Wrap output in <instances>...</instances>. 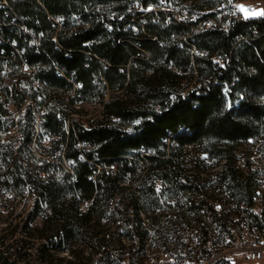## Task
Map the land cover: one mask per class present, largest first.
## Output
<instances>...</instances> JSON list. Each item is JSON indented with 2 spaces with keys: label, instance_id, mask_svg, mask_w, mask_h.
<instances>
[{
  "label": "trees",
  "instance_id": "16d2710c",
  "mask_svg": "<svg viewBox=\"0 0 264 264\" xmlns=\"http://www.w3.org/2000/svg\"><path fill=\"white\" fill-rule=\"evenodd\" d=\"M0 3V183L18 189L0 208V247L16 258L0 264H147L155 226L198 223L204 206L228 228L232 214L192 196L207 194L203 175L219 165L214 187L264 233V212L250 210V151L264 148V15L222 20L227 0ZM156 180L176 201L163 221ZM187 202L194 218L176 211Z\"/></svg>",
  "mask_w": 264,
  "mask_h": 264
},
{
  "label": "rangeland",
  "instance_id": "374dc122",
  "mask_svg": "<svg viewBox=\"0 0 264 264\" xmlns=\"http://www.w3.org/2000/svg\"><path fill=\"white\" fill-rule=\"evenodd\" d=\"M239 6H243L245 9L249 10L247 15L244 11H241ZM171 8L176 9V6L172 5ZM148 9H152V8L148 7ZM261 11H264V0H227V3L225 4L223 10L221 11V13H219V18L222 20H228V18L231 16H240L243 18H249L255 15H258V14H253L254 12L259 13ZM22 72H24L25 74H30V71L28 70V68H26V66H22ZM87 108L88 110H92L93 107L88 106ZM260 147L261 146L259 144H254L252 146L251 151H250V154H251L250 161H251V171L255 172L256 174L255 184L257 188L259 189V194L261 196H264V187H262L264 186V148H260ZM188 151L191 155L195 154L196 152L195 146H190ZM201 157L207 158V155L201 154ZM239 161H242V159H240ZM185 162H186L185 164L186 167H188L189 163L187 161ZM220 170H221V165L210 169L209 172L211 173L203 175V178L210 180L208 185H206L207 194L203 195V194L197 193V195H192V196H195L194 197L196 201L195 204L199 205L200 203L197 201H200L201 198H205V196H207L208 201H209L208 204H213V205L220 204V207H221L220 210H221L223 209L222 207L223 204H221L218 199L223 198V199L228 200L227 202H231L233 204V209H234L233 218L235 215L244 217L245 215H247L245 211V208L247 207L246 204L243 202L239 205L236 204L235 202L236 200L234 199V197L229 196L230 194L227 195L228 191H223V193H220L218 188L214 187L213 183L217 179V175H218L217 172H220ZM155 188H156L157 196L159 197L158 202L160 204V207L156 208L155 214H158V215L160 213L163 214L162 217H159L160 221L166 220V218L169 219L170 216H172V212L174 210H171L167 208L166 206L167 204L170 203V205L174 207L176 205V201L174 198L169 199V200L167 198L165 199L164 196H166V194L162 192L164 185L161 180L155 181ZM185 199H186L185 197H182V201H185ZM188 204L189 203L187 202L183 207H181V209H179L180 208L179 207L178 209H176V211L179 210L180 212H183L186 217L194 218L197 215V210L196 211L188 210L187 208H189L190 206ZM199 211H200V208H199ZM143 216H147V215L144 214ZM38 221L39 219H37L36 222ZM116 221L117 220H115V222ZM179 221L181 222H178L176 225L172 227L155 226V228L163 229V233L157 232V231L154 233L152 232L151 233L152 240H147L146 247L147 249H149L147 253V257H148L147 259L149 262L147 264H155V263L156 264H178L180 253L181 251H183V248L185 246L184 241L189 236V232L191 231L193 233L194 232L193 228L199 227V224L197 222L193 223V221H191V224H189V222L187 221L185 222H182V220H179ZM229 228L230 230L231 228H233L234 230H237V226L235 224H230L228 228H225V229L220 228V229L227 232L229 231ZM233 239H234L233 234L232 236L230 235L226 236L225 245L219 246L217 250L221 252H226L227 254L236 253L235 258L237 259L239 264H247V263L250 264L249 261L245 263V260H243V257L239 255V252L233 251V248L235 247V246H231L232 242L234 241ZM121 240L125 244V246H129V244L132 242L131 240H128L126 237L122 238ZM112 246L114 247L115 244H112ZM78 247L79 248L82 247L83 249H85L84 255H86L87 252L90 251V248H84V246L80 243L77 245V248ZM113 252L116 254V256L114 257L115 258L114 260L117 261V259H119L120 251L117 249L115 250L113 249ZM216 254H219V252ZM216 254L214 255V257L216 256ZM58 255L64 256L66 258L70 257V255L67 254L66 251H61L58 253ZM96 258L97 257L95 256L91 257L89 259L91 261L89 262L91 264H99ZM124 261L125 260H122L121 263H119L118 261V264H124ZM143 264H146V261H144Z\"/></svg>",
  "mask_w": 264,
  "mask_h": 264
},
{
  "label": "built area",
  "instance_id": "2783aa9c",
  "mask_svg": "<svg viewBox=\"0 0 264 264\" xmlns=\"http://www.w3.org/2000/svg\"><path fill=\"white\" fill-rule=\"evenodd\" d=\"M21 66H26L27 68L26 62L23 61ZM33 113L37 121H39L40 114L37 111H34ZM17 115L18 114L16 113V116ZM37 130L43 132V128L38 125ZM44 138L47 137L44 135L42 139L45 140ZM3 139L4 137L0 136V142H2ZM67 165H70L71 167L72 163L67 160ZM22 188H27V194H29L28 186ZM17 190L18 189L12 185L0 183V208H4V213L7 212L9 205L16 200ZM220 208V204L214 205L217 215H219L222 210L232 215L234 214L233 204L231 202H226L223 205V209L220 210ZM29 209L30 208H28V210ZM250 210H252L253 215L259 216L264 212V201H262V196L259 194V190L253 197V205ZM233 221L237 226V230H234L233 228H231V230L229 228V231L227 232L221 230L215 221V218L212 217L210 209L205 206V217L199 219V227L193 228V233L191 231L189 232V236L184 241L185 246L180 253L178 264H239L235 258L236 253L227 254L226 252L217 250L219 246L225 245L226 236H232V234L234 241L232 242V245H230L235 246L233 251L239 252V255L245 260V263L248 261L250 264L264 263V233L257 229L255 218L250 215H245L244 217L235 215ZM189 224H191V222ZM34 251L35 250L33 249H28L29 253H34ZM218 252L219 254H216ZM215 254L216 256L214 257ZM15 258L16 253L14 250H6L3 249V247H0V260H2V263H5V261H14ZM27 264L40 263L35 260H29L28 256Z\"/></svg>",
  "mask_w": 264,
  "mask_h": 264
},
{
  "label": "snow or ice",
  "instance_id": "6c2138e0",
  "mask_svg": "<svg viewBox=\"0 0 264 264\" xmlns=\"http://www.w3.org/2000/svg\"><path fill=\"white\" fill-rule=\"evenodd\" d=\"M240 7V9H241V11H244L245 13H246V15H247V13H248V9H245L243 6H239ZM253 14H258V15H264V11H261V12H259V13H253Z\"/></svg>",
  "mask_w": 264,
  "mask_h": 264
},
{
  "label": "bare ground",
  "instance_id": "6f19581e",
  "mask_svg": "<svg viewBox=\"0 0 264 264\" xmlns=\"http://www.w3.org/2000/svg\"><path fill=\"white\" fill-rule=\"evenodd\" d=\"M29 201V200H28ZM19 264V263H18Z\"/></svg>",
  "mask_w": 264,
  "mask_h": 264
}]
</instances>
